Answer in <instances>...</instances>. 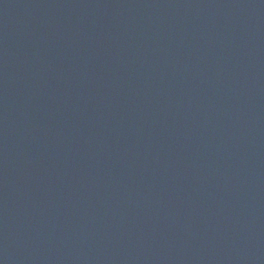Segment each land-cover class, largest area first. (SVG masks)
<instances>
[{"label": "water", "instance_id": "obj_1", "mask_svg": "<svg viewBox=\"0 0 264 264\" xmlns=\"http://www.w3.org/2000/svg\"><path fill=\"white\" fill-rule=\"evenodd\" d=\"M0 264H264V0H0Z\"/></svg>", "mask_w": 264, "mask_h": 264}]
</instances>
